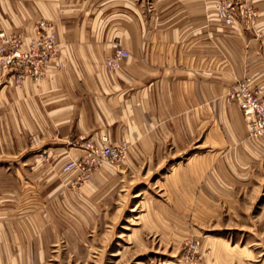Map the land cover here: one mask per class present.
Here are the masks:
<instances>
[{
	"label": "rangeland",
	"instance_id": "rangeland-1",
	"mask_svg": "<svg viewBox=\"0 0 264 264\" xmlns=\"http://www.w3.org/2000/svg\"><path fill=\"white\" fill-rule=\"evenodd\" d=\"M252 1L0 0L32 27L52 22L57 38L60 21L77 23L112 49L130 40L124 23L137 17L149 51L173 42L197 77L191 110L160 101L147 124L153 142H114L124 155L92 166L83 180L65 165L86 151L59 158L62 145L31 143L17 158H0V264H264V138L248 135L240 107L227 99L236 83L264 85V11L248 15ZM204 8L210 35L197 25Z\"/></svg>",
	"mask_w": 264,
	"mask_h": 264
},
{
	"label": "crops",
	"instance_id": "crops-1",
	"mask_svg": "<svg viewBox=\"0 0 264 264\" xmlns=\"http://www.w3.org/2000/svg\"><path fill=\"white\" fill-rule=\"evenodd\" d=\"M252 2L257 19L264 11V0ZM34 10L29 3L27 15ZM199 17L200 31L210 35L211 22L205 8ZM136 18L125 20L123 29L125 37L130 38L125 39L124 46L133 57L124 59L115 72L108 71L103 64L112 52L105 37L82 29L77 23L60 21L59 57L51 61L47 71L36 75L25 73L21 82L10 76L0 78V158H17L31 148V143L50 148L62 145L59 158L69 154L80 156L85 152L86 140L97 139L103 133L112 143L150 144L153 141L145 137L147 124L153 114L157 119L160 101L163 106L170 102L173 110L183 105L189 111L195 106L196 92L189 86L197 79L192 59L183 63L176 45L165 40H158L155 50L152 46L149 51V43L142 40L143 21ZM27 24L19 9L12 8L6 13L0 6V28L20 29L29 38L35 31ZM188 24L192 26L195 22L191 20ZM209 64L205 55L201 67ZM153 80H157L158 87L153 88ZM186 81L188 86H182ZM132 84L139 87L132 91ZM203 97V104L207 101L210 104V92H203ZM77 144L79 147L72 146Z\"/></svg>",
	"mask_w": 264,
	"mask_h": 264
},
{
	"label": "built area",
	"instance_id": "built-area-1",
	"mask_svg": "<svg viewBox=\"0 0 264 264\" xmlns=\"http://www.w3.org/2000/svg\"><path fill=\"white\" fill-rule=\"evenodd\" d=\"M220 15L225 23L233 21L229 6H222ZM240 12H243L242 10ZM248 15L257 16L255 9H247ZM35 35L25 38L21 32L6 33L0 31V78L12 77L21 82L25 73L36 75L47 71L51 61L58 58L59 41L55 25L46 20H39L33 27ZM130 56V51L115 42L112 52L104 58L103 64L110 72L117 71L124 59ZM59 64H63L60 60ZM21 68L20 71L10 72ZM228 100L235 101L240 107L248 128V135L264 138V85L252 87L249 83H236L228 91ZM85 154L81 161L72 160L65 168L76 167L80 171L81 180L91 174V167H97L104 160H112L124 155L123 145H114L106 133L97 139H89L84 143Z\"/></svg>",
	"mask_w": 264,
	"mask_h": 264
}]
</instances>
